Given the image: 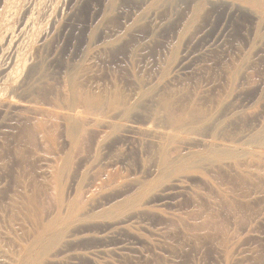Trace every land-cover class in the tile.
Listing matches in <instances>:
<instances>
[{"label":"rangeland","instance_id":"1","mask_svg":"<svg viewBox=\"0 0 264 264\" xmlns=\"http://www.w3.org/2000/svg\"><path fill=\"white\" fill-rule=\"evenodd\" d=\"M260 1L0 0L2 102L67 112L74 93L121 92L139 105L129 122L157 127L175 98L216 111L226 143L243 150H186L222 165L157 179L134 138L96 121L80 144L64 122L46 144L23 141V116L2 117L0 264H264Z\"/></svg>","mask_w":264,"mask_h":264},{"label":"bare ground","instance_id":"2","mask_svg":"<svg viewBox=\"0 0 264 264\" xmlns=\"http://www.w3.org/2000/svg\"><path fill=\"white\" fill-rule=\"evenodd\" d=\"M245 1L247 3L256 5L257 7H260V5L263 3L260 0H245ZM74 97H76L75 99L76 102L74 101V104H72L73 106L70 104L71 106L68 107V109L66 108L67 112L63 110L64 109L63 107L58 106L60 105V103L58 105L56 104L58 102H56L54 104V107L51 108L50 107L44 108L42 106L32 107L29 105H25L24 103L17 104L12 97L11 98L8 97L9 99L7 100L3 99L4 100L3 102L2 100H0V118L3 117V119H1L3 121L7 115H8L7 117L9 116L18 117V115L23 116L24 119L26 118L28 120L27 122H25L24 126H22L21 129V135H22L21 137L23 141L31 142L33 141V139H35L34 137L35 135L36 136L38 135V137L40 135L42 140H44L45 143L47 142L46 144H48V142H53L54 140L58 141L57 138L59 136V131L61 130V126L63 122L65 125L63 127L64 128L66 127V129L68 130L69 139H71L73 143L80 144L79 141L86 136L87 133L85 131L86 127L88 126L90 127L91 123L96 121L95 124L98 123L97 125L99 127L101 126L104 128H108L111 131H114L115 133L116 131L121 133L123 132L126 136H131L132 138H134L135 140L133 141L134 142L137 141L136 144H137V153L139 154V160L141 162L147 161V163L150 164L155 162V165H157L155 166L157 169L156 174L158 175L156 176V178L158 177L157 179L159 178L163 179L165 177H167L166 179H168V177H170L172 174L182 176L185 174L193 173L196 172V169H199L200 168L199 166L201 165H212V166L220 167L222 164L220 166L219 164L222 162H220L221 160L220 161L217 160L220 157V155H229L232 157L233 154L237 153V156H239L238 153L240 152L242 153L243 151V150L241 151L240 148L233 146L232 144L226 143V141L231 139L224 137V134L219 132L221 130L219 126L217 124H214L217 115L216 111H207V110L199 109L198 104L192 102L189 105H181L177 103V100L175 98L163 100L162 106L168 113L167 115L168 118L166 119L167 123L163 122L165 126L160 125L161 127L160 126L156 127L151 125L148 122V120L147 122H144V119L143 120L140 119L138 123L129 122L130 121L129 119H131V117H134V115L137 114L139 105L136 103L129 104L125 99V96L121 92L116 93L114 96H112L109 99V102L106 101V99L102 94H87L80 92V93H74L73 99ZM87 114L91 115V117L87 116ZM32 115H34V117L38 119H36V121H31ZM99 117L102 119H100ZM97 118H99V120ZM150 119L152 118L150 117ZM116 120H121V122L124 121V123L117 124L115 123ZM126 120L129 121L126 122ZM111 131L109 132L111 133ZM110 133H108V135H111ZM123 133L121 134V136L124 135ZM106 136L107 134L104 136L105 140L107 137H109ZM104 142H102V145ZM194 148L196 149L200 148L202 150L205 149V151L208 152L207 155H209V153H212L213 154L212 157L215 156L218 158L216 159L214 157L216 160L214 159V161H212V159H210V161H208L207 159L208 157L207 158L203 157L202 156L203 152L201 151L199 152L202 154H200L198 151L196 152L195 151L196 149L192 150L190 153L186 152V150L190 151V149H194ZM215 148H218V150L217 149L215 150ZM66 158L63 160L60 159L63 164L68 163ZM222 160L224 159L222 158ZM235 166L237 170H239L241 167L237 163L235 164ZM250 167L251 166H249V169ZM239 171H241V169ZM260 171L262 174H264V169L260 168ZM245 178L251 180L249 176ZM223 195L226 196L225 193ZM225 196L223 197L224 198L230 197V195L228 197ZM226 204L228 205V203ZM47 223H51V222H47ZM203 227L205 230L210 231L212 228L210 221L205 220V222L203 223ZM43 238L41 240H43ZM25 254H27V252ZM21 258H23L22 260H25L24 259L25 255Z\"/></svg>","mask_w":264,"mask_h":264}]
</instances>
